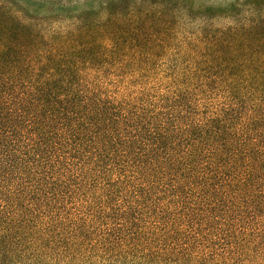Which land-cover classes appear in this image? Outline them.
<instances>
[{
	"label": "trees",
	"instance_id": "obj_1",
	"mask_svg": "<svg viewBox=\"0 0 264 264\" xmlns=\"http://www.w3.org/2000/svg\"><path fill=\"white\" fill-rule=\"evenodd\" d=\"M0 264H264V0H0Z\"/></svg>",
	"mask_w": 264,
	"mask_h": 264
},
{
	"label": "rangeland",
	"instance_id": "obj_2",
	"mask_svg": "<svg viewBox=\"0 0 264 264\" xmlns=\"http://www.w3.org/2000/svg\"><path fill=\"white\" fill-rule=\"evenodd\" d=\"M198 4L205 3V4H213V5H221L226 0H197Z\"/></svg>",
	"mask_w": 264,
	"mask_h": 264
}]
</instances>
